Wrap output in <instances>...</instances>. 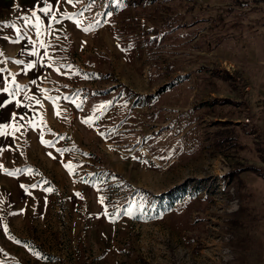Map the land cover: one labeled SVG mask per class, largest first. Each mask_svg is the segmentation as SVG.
Masks as SVG:
<instances>
[{"label":"rangeland","instance_id":"374dc122","mask_svg":"<svg viewBox=\"0 0 264 264\" xmlns=\"http://www.w3.org/2000/svg\"><path fill=\"white\" fill-rule=\"evenodd\" d=\"M262 156L264 0H0V264H264Z\"/></svg>","mask_w":264,"mask_h":264},{"label":"trees","instance_id":"16d2710c","mask_svg":"<svg viewBox=\"0 0 264 264\" xmlns=\"http://www.w3.org/2000/svg\"><path fill=\"white\" fill-rule=\"evenodd\" d=\"M224 123H228V122L224 121ZM216 133L221 135V138H219L220 140H225L226 143L225 145H231V146L240 145V143L236 139L237 133L235 127L232 124L219 127V129H216ZM262 157H263L262 159L264 160V156ZM249 167L257 171L261 176L264 177V167L256 166L253 164H249ZM227 173L230 174V170Z\"/></svg>","mask_w":264,"mask_h":264},{"label":"snow or ice","instance_id":"6c2138e0","mask_svg":"<svg viewBox=\"0 0 264 264\" xmlns=\"http://www.w3.org/2000/svg\"><path fill=\"white\" fill-rule=\"evenodd\" d=\"M67 2L71 3L72 0H67ZM57 3H59V0H57ZM41 11L45 12V14H48V13L51 11V9H50L49 7L46 6L45 8H42ZM32 15L35 16L36 13L33 12ZM69 18H70V17H69ZM52 19H53L54 22H57V23L59 22V21L56 20L54 14H53ZM27 22L30 23V21H27ZM85 31H87V29H85ZM33 55H35V53H33ZM16 63H20V61H16ZM28 67L31 68L32 65L29 64ZM4 90L7 91L8 89L5 88ZM37 103H39V101H37ZM21 119H23V117H21ZM66 167H69V168H70V166H66ZM70 170H71V169H70ZM8 174L11 175L12 173H8ZM33 187H35V185H33ZM48 191H52V190H51V189H48ZM77 195H79V194L77 193ZM100 201L103 202V197L100 198Z\"/></svg>","mask_w":264,"mask_h":264}]
</instances>
